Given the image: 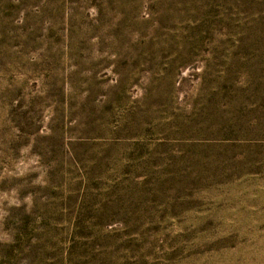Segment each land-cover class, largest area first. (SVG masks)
<instances>
[{
  "label": "rangeland",
  "instance_id": "rangeland-1",
  "mask_svg": "<svg viewBox=\"0 0 264 264\" xmlns=\"http://www.w3.org/2000/svg\"><path fill=\"white\" fill-rule=\"evenodd\" d=\"M0 264H264V0H0Z\"/></svg>",
  "mask_w": 264,
  "mask_h": 264
}]
</instances>
